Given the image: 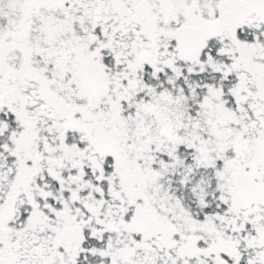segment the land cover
<instances>
[{
	"label": "snow or ice",
	"instance_id": "obj_1",
	"mask_svg": "<svg viewBox=\"0 0 264 264\" xmlns=\"http://www.w3.org/2000/svg\"><path fill=\"white\" fill-rule=\"evenodd\" d=\"M0 264H264V0H0Z\"/></svg>",
	"mask_w": 264,
	"mask_h": 264
}]
</instances>
